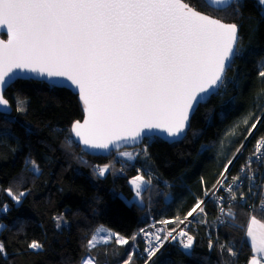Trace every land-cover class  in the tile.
Returning <instances> with one entry per match:
<instances>
[{"label": "trees", "instance_id": "trees-1", "mask_svg": "<svg viewBox=\"0 0 264 264\" xmlns=\"http://www.w3.org/2000/svg\"><path fill=\"white\" fill-rule=\"evenodd\" d=\"M184 1L236 24L240 40L239 55L221 89L197 109L183 140L170 144L146 138L140 147L127 149L135 155L133 160L118 156L120 152L92 156L72 137L73 123L83 119L76 94L34 80L16 81L5 91L13 112L0 113V208L8 209L0 210V243L7 251L0 264H82L89 255L100 264H121L129 252L134 253L132 264H250L257 259L246 233L253 216L264 224V213L250 205L249 183L245 192H232L239 204L224 206L221 215L213 202L205 204L208 223L203 225L205 217L200 216V223L190 226L191 249L168 244L150 263L134 250L135 244L143 249L137 237L149 215L173 220L171 229L178 227L195 203L205 200V192L218 184L225 165L234 160L252 130L247 150L264 137V77L259 75L264 6L257 0H236L227 11H215L205 0ZM33 161L38 172L32 169ZM243 163L244 157L230 165L229 180L241 176ZM100 168L107 169L103 177L98 175ZM137 176L150 181L142 192L143 204L127 202L133 196L130 180ZM8 190L24 193L19 203ZM59 214L67 225L57 227ZM100 226L129 243L120 247L113 241L90 253L88 240ZM33 241L42 248H29Z\"/></svg>", "mask_w": 264, "mask_h": 264}, {"label": "snow or ice", "instance_id": "snow-or-ice-1", "mask_svg": "<svg viewBox=\"0 0 264 264\" xmlns=\"http://www.w3.org/2000/svg\"><path fill=\"white\" fill-rule=\"evenodd\" d=\"M257 2L264 6V0ZM235 3L205 0L215 11H227ZM5 28L8 39L0 40V106L8 107L4 92L15 81L35 79L50 89L69 88L85 113L83 123L74 122L71 131L96 149L108 148L113 138L136 140L145 130L178 137L190 115L223 83L225 71L239 55L238 26L202 14L184 0H0V30ZM259 75L264 77V71ZM31 163L38 172V165ZM231 163L225 165V173ZM106 171L100 168L98 175L103 177ZM131 183L140 196L144 178L137 176ZM7 194L17 203L24 195L11 190ZM204 203L198 200L187 217L198 209L203 213ZM260 207L264 211V201ZM254 225L264 229L253 216L247 236L253 251L264 258V233L258 240ZM101 232L107 235L101 237ZM178 235L185 238L180 241L183 249H191L193 236L184 231ZM168 237L176 239L172 232ZM112 238L120 247L129 243L100 227L88 240L89 252ZM162 246H150L147 261ZM29 248L38 250L42 245L33 241ZM228 253L236 255L231 248ZM5 256V245L0 243V257ZM133 256L129 252L121 264H132ZM82 264L100 262L89 255ZM251 264L259 261L253 258Z\"/></svg>", "mask_w": 264, "mask_h": 264}, {"label": "built area", "instance_id": "built-area-1", "mask_svg": "<svg viewBox=\"0 0 264 264\" xmlns=\"http://www.w3.org/2000/svg\"><path fill=\"white\" fill-rule=\"evenodd\" d=\"M253 131L250 133V136L246 139L240 150L238 151L236 157L232 161V165L238 160L243 159L244 157V163L241 164L240 170H241V176L238 180H236L235 183H233V180H229V172H230V165L228 166V172L224 173L219 180L220 183H218L211 192L208 193V195L205 198V203L201 205V207L204 209L205 204L208 201L213 202L219 209V214L222 211V208L224 206H227L229 204H239V200L232 199L233 193L232 192H245L247 184L249 183L252 189L251 196L250 197V205L252 204L258 211H261L264 213V211L261 210V202L264 201V137L259 139L253 150H247L248 142L250 137L253 134ZM145 142H148L147 140ZM259 145V152L257 151V146ZM238 177V176H237ZM236 177V178H237ZM229 182L228 185L224 186L225 182ZM223 185V187L221 186ZM229 186H231V191H229ZM244 204H246V198H243L242 201H240ZM248 204V203H247ZM248 206V205H247ZM151 211V209H148V214ZM221 215V214H220ZM204 216L205 221L202 222L203 225H206L208 223L207 215L205 213V210L203 213L197 210L196 213L193 214L192 217H188L184 220V223H180V225L177 227L175 226L174 229H171L170 225L174 223L173 220H165L170 221V223H162L163 221H158L155 219L154 216L149 215V222L148 224L140 231L137 239L142 242L143 249L140 251L137 244L134 245V250L141 256L147 259L148 253L151 250L150 246L152 247H158L161 244L163 245L160 247L159 252L156 253L155 256L151 258L148 263H150L168 244H178L180 247H182L180 241L182 239H185L183 237H179V232L184 231L189 234V228L193 223H200L198 220V217ZM221 223H223V220H221ZM175 230V231H173ZM172 232V236L176 237V239H172V237H168V233ZM159 236L160 240H156L155 237ZM165 237H168L165 239ZM136 239V241H137ZM260 264H264V260L260 261Z\"/></svg>", "mask_w": 264, "mask_h": 264}, {"label": "water", "instance_id": "water-1", "mask_svg": "<svg viewBox=\"0 0 264 264\" xmlns=\"http://www.w3.org/2000/svg\"><path fill=\"white\" fill-rule=\"evenodd\" d=\"M185 2V1H184ZM232 5V4H231ZM231 5H229V6H227V8L228 7H230ZM211 7V6H210ZM193 8V7H192ZM212 8V7H211ZM194 10H196L195 8H193ZM196 11H198V10H196ZM202 13V12H201ZM202 14H204V13H202ZM205 15H207V14H205ZM208 16H210V15H208ZM210 17H212V16H210ZM212 18H215V17H212ZM223 22V21H222ZM6 36V38H4L3 36ZM237 35H238V45H239V40H240V36H239V28H238V33H237ZM7 39H8V36H7V33H6V28L5 29H3V30H0V40H4V41H7ZM234 59H235V57L233 58V60H232V62L234 61ZM232 64V63H231ZM231 66V65H230ZM230 68V67H229ZM229 68L225 71V73H224V77H223V83H224V80H225V78H226V76H227V73H228V70H229ZM21 75H31V74H21ZM31 80H34V81H36L35 79H31ZM16 82V81H15ZM15 82H13L10 86H12ZM223 83H221L220 85H219V87L216 89V91H215V93L213 94V95H215V94H217L218 92H219V90L221 89V87H222V85H223ZM9 86V87H10ZM8 87V88H9ZM7 88V89H8ZM6 89V90H7ZM65 89H68V90H70L72 93H74L71 89H69V88H65ZM5 90V91H6ZM5 93V92H4ZM75 94V93H74ZM77 95V94H76ZM213 95H211L210 97H209V99L213 96ZM78 96V95H77ZM208 99V100H209ZM8 100V99H7ZM78 100H79V97H78ZM207 100V101H208ZM8 102H9V104H8V107L7 108H4L3 106H0V113H2V114H6V115H9V114H11L12 112H13V107H12V105H11V103H10V101L8 100ZM79 102H80V100H79ZM206 103V102H205ZM205 103H202V104H205ZM201 104V105H202ZM80 105H81V107H82V103L80 102ZM200 107V105L198 106V108ZM197 108V109H198ZM82 111H83V108H82ZM197 111V110H196ZM195 111V112H196ZM195 112L193 113V114H191L190 115V117H189V122H188V126L186 127V129H185V131L183 132V133H181L178 137H168L167 136V134L166 133H163V132H160L159 130H152V131H148V130H145V132L141 135V137H139L138 139H136V140H133V139H131V138H129V139H127V140H121V139H117V138H113L114 139V142L113 143H110L109 144V146H108V148H106V149H96V148H90V147H88V146H86V145H84L82 142H80L79 141V138L78 137H76L75 136V134L74 133H72V131H71V133H72V137H73V139L77 142V144L82 148V150L84 151V152H86V153H88L89 155H92V156H109L112 152H119V151H122V150H125V149H135V148H138V147H140L142 144H143V142L145 143V139L146 138H151V137H153V138H160V139H162V140H164V141H166L167 143H170V144H172V143H176V142H179V141H181V140H183L184 138H185V136H186V134H187V131H188V129L190 128V124H191V120H192V117H193V115L195 114ZM84 118H85V113L83 112V119L82 120H80V122L81 123H83V120H84Z\"/></svg>", "mask_w": 264, "mask_h": 264}, {"label": "rangeland", "instance_id": "rangeland-1", "mask_svg": "<svg viewBox=\"0 0 264 264\" xmlns=\"http://www.w3.org/2000/svg\"><path fill=\"white\" fill-rule=\"evenodd\" d=\"M261 69H262V71H264V59H263V61H262V63H261ZM21 107H22V106L19 105V108H21ZM126 150H127V149L122 150V151H119L120 154H118V156H121V157L126 158V159H128V160H133L135 155L133 154L132 150H127V151H126ZM119 152H118V153H119ZM134 179H135V177H133V178L130 180V185H131L132 190H133V196H132L131 198H129V199L127 200V202H128V203L137 202V203H139V204H143L142 192H143V191L149 186V183H148V181H147L146 179H144V184L141 186V194H140V196H137V194H136V190L134 189V186H133V184L131 183V181L134 180ZM137 183H140V181H137ZM167 198H168V199H167L168 201H169L170 199H172L171 196H168ZM56 222L59 224V227H61V226H63V225H67V222H66V220H65V218H64V216H63V214H59V215L56 216ZM250 222H251V220H250ZM261 224H262V223H261ZM253 228H254V231L257 233V237H258V240H259V236H260L261 233H264V229H260L258 225H254ZM106 229H107V228H106ZM246 235H247V233H246ZM247 237H248V236H247ZM248 239H249V241L251 242V238L248 237ZM255 254H259V253L255 252ZM259 255H260V254H259ZM259 257H261V255H260ZM259 257L257 256V259H258ZM87 258H88V257H86L84 260H86ZM261 258H262V257H261ZM262 260H264V258H262V259L259 260V261H262ZM259 264H260V262H259Z\"/></svg>", "mask_w": 264, "mask_h": 264}, {"label": "crops", "instance_id": "crops-1", "mask_svg": "<svg viewBox=\"0 0 264 264\" xmlns=\"http://www.w3.org/2000/svg\"><path fill=\"white\" fill-rule=\"evenodd\" d=\"M120 154V153H119ZM121 157V156H120ZM259 226V225H258ZM100 227H103V228H105L106 229V227H104V226H100ZM99 227V228H100ZM107 230H109V229H107ZM110 231V230H109ZM112 232V231H111ZM96 233V232H95ZM107 235V233L106 232H101V233H99V236H101V237H103V236H106ZM114 241V238H112V242ZM111 243V242H110ZM251 243V242H250ZM101 245H109V243L108 244H103V243H101V244H99V245H97V247L96 248H98L99 246H101ZM95 248V249H96ZM254 254H255V251H254ZM255 256H260L259 254H256ZM251 264V263H250Z\"/></svg>", "mask_w": 264, "mask_h": 264}]
</instances>
